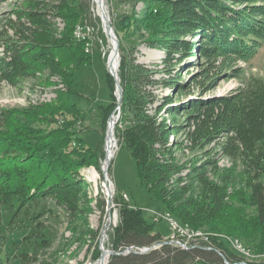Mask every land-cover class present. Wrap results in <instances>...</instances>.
<instances>
[{
    "label": "trees",
    "instance_id": "trees-1",
    "mask_svg": "<svg viewBox=\"0 0 264 264\" xmlns=\"http://www.w3.org/2000/svg\"><path fill=\"white\" fill-rule=\"evenodd\" d=\"M142 1L144 9L136 14L132 8L130 14L124 15L126 18L118 21L115 12L109 10L118 38L117 75L123 91L115 131L121 145L135 159L141 185L161 203L163 212L181 225L195 230L205 227L216 235H209V243L199 240L188 249L162 245L123 254L127 247L151 246L162 236L153 231L155 222L143 216L141 207L131 206L122 195L115 194L118 220L107 234V245L113 253L106 264H258L242 263L225 238L219 236L238 238L242 244L253 242L252 253H264V80L251 79L230 95L195 99L168 108L183 110L202 104L203 117L194 134H200L204 141L223 136L221 147L233 154L230 167L212 165L214 179L207 176L204 165L193 164L188 173L191 176L185 180L186 175L180 174L184 165L170 154L175 143L167 136L174 127L159 120L157 109L149 112L153 97L147 86L157 80L151 78L152 69L129 54L142 41L164 47L179 42L180 33L191 39L181 42L182 48L177 50L187 51L180 56L193 50L191 55L197 62L205 60V65L214 68L224 63L229 68L224 72L227 77H240L237 61L247 62L264 44V0H178V8L172 7L169 0ZM25 5L30 8L22 13L28 24L11 23V36L0 31V83L15 85L23 76L48 72L59 77L68 91L61 103L58 100L63 93L57 91L59 107L50 117H38L33 111L45 112L51 103L28 109H0V205L7 207L17 202L19 210L31 200L51 198L69 213L78 208L82 198L79 191L87 185L79 169L90 164L98 169L97 159L103 154L101 140L91 146L79 135L80 129L76 128L84 119L83 110L71 99L77 94L74 86L78 69L91 59L87 44L93 42L88 35L79 37L74 33L77 23L88 18L97 26L100 20L90 0H76L73 4L64 0L57 6L64 21L58 31L41 1L29 0ZM167 7L174 8L170 14L163 11ZM96 37L102 40V46L108 45L101 26ZM98 40L93 45L100 50ZM169 46L168 53L177 44ZM107 54L102 56L103 62ZM105 71L111 101L101 106L102 125L117 105L112 93L114 80ZM183 85L179 82L176 88ZM40 123H55L57 127L44 132L37 126ZM230 132L233 135L228 136ZM237 160L241 169L237 168ZM246 207L254 213L248 215ZM95 249V256H99Z\"/></svg>",
    "mask_w": 264,
    "mask_h": 264
},
{
    "label": "rangeland",
    "instance_id": "rangeland-1",
    "mask_svg": "<svg viewBox=\"0 0 264 264\" xmlns=\"http://www.w3.org/2000/svg\"><path fill=\"white\" fill-rule=\"evenodd\" d=\"M28 1H0V31L3 30V33L11 36L14 31L9 26L11 23L16 25L19 23L28 24L22 14L24 10L30 9L25 7ZM39 1L46 6L49 17L54 21L57 30H61L64 25L63 14H59L57 6L60 3L63 4L64 0ZM67 1L71 4L76 2V0ZM115 1L117 4H115ZM169 1L173 3L172 7H179L178 0ZM91 3L93 4L94 15L98 16L97 12L99 11L94 0H90ZM104 6L107 7L108 12L109 10L115 12L116 21L124 18L126 13L130 14L132 8H134L136 14L144 9L142 0H136L135 2L133 0L124 2L122 0L119 2L117 0H104ZM173 9L167 7L163 8V11L170 14ZM98 18L100 20L99 16ZM79 24L84 25V28L86 27V31L89 33L88 36L91 37L90 39L93 42L89 44L90 49L87 44L91 59L87 64L79 67L76 85L74 86L77 94L71 96V99L83 110L84 119L78 123L76 129H80L79 135L83 138L84 143L96 146L98 139L101 140L103 154L97 159L99 168L96 169L94 164H90L79 169V175L87 182V185L85 189L79 191V194L82 195L81 201L78 203L76 211H70L71 213L56 205L51 198L31 200L19 210L17 202H13L11 206L7 207L4 204L0 205V264H90L97 260L102 249L99 247V240L105 226L107 227L104 231L106 237L104 247L106 250H111L107 245V234L112 231V227L117 224L118 220L117 209L114 207L115 200H113L115 194H125L131 206L141 207L143 216L149 222H155L153 231H158L162 236L161 239L171 233L169 232L168 222L162 217L164 213L161 203L154 200L141 185L136 173L135 159L129 150L121 145L116 131L117 144L108 165L110 169L107 167L104 170L102 167L106 157V151L104 150L107 120L111 113L116 114L118 111L115 110L117 106L115 105L102 125L101 106L111 101V92L105 74L108 64H106V61L103 62L102 56L107 52L109 53L111 45L107 41L108 45L102 46V40H98L96 37L99 26L102 27L101 20L99 25L93 24V26L88 18L84 19L77 23L75 32L80 27ZM145 35H147L146 31ZM177 36L179 42L174 41L165 47L143 41L139 42L129 56L135 57L136 62L144 64L150 70L152 69L151 78L157 80L156 83L147 86L153 97V102L148 105L149 112L153 113L154 109H157L159 120L164 119L166 123L168 122L170 126L174 127L167 137H169L170 142L173 140L175 143V145L172 144L170 154L179 160L180 164L184 165L180 174L182 176L186 175L184 176L186 180L187 176L188 178L191 176L188 173L190 169L192 170L193 164L195 166L202 164L206 167L207 176L214 179L212 165L216 164L219 168H227L234 162L232 152L225 151L221 147L223 136L204 141L199 137L200 134H194L198 121L200 122L203 117L201 115L203 111L200 110L202 104H198V108L187 106L183 110H170L168 108L178 104H188L195 99L205 101L207 98L217 95H230L234 93L236 87L251 79L264 80V44L247 62L237 61L236 65L241 69L240 77H227L224 72L229 68H226L224 63L220 64V61L216 63L222 65V67L218 65L214 68L205 65V60L197 62L196 57L191 55L193 50L189 55L180 56V54L187 51L184 49L177 50L182 48L181 42L191 39L189 35L180 33ZM170 37L173 38L174 36ZM95 40H98L100 50L93 45L96 42ZM174 43L177 44V47L170 48L168 53L167 48ZM1 51L2 48L0 47V53ZM117 58L118 56H116ZM74 68L77 69V64L74 65ZM159 69L162 70L158 71ZM165 70H169V72H164ZM41 74L23 76L15 85L7 82L0 83V109H28L32 106L51 103V105L46 106L45 112H41V110L38 112L33 111L34 115L38 117H50L51 113L59 107L62 98L66 97L67 94L64 92H67L68 89L60 82L59 77L48 75V72ZM179 82L184 84L181 89L176 88ZM57 91L63 93L62 97H59V103L56 101ZM112 93L115 96V85ZM166 99L170 100L166 102ZM115 102L117 104L116 96ZM21 118L24 119V117ZM59 120L61 119L57 120L58 124ZM37 126L42 128L44 132H48L53 127L56 128L57 124L40 123ZM227 135L233 134L230 132ZM236 164H238L237 168L241 169L239 160ZM109 185H112L110 194L106 191ZM246 213L249 215L253 214L254 211L251 207H246ZM153 217H157L156 220ZM192 229L195 230V228ZM198 230L210 232L205 227L198 228L195 231ZM210 234L216 235L212 232ZM221 235L224 234H220L219 237ZM244 244L247 247H252L253 242ZM95 248H97L99 256H95L97 255ZM251 256L252 259L249 263L264 264V253L253 252Z\"/></svg>",
    "mask_w": 264,
    "mask_h": 264
},
{
    "label": "built area",
    "instance_id": "built-area-1",
    "mask_svg": "<svg viewBox=\"0 0 264 264\" xmlns=\"http://www.w3.org/2000/svg\"><path fill=\"white\" fill-rule=\"evenodd\" d=\"M84 25H80L79 28H77V31L75 34L77 36H84V35H89L86 31L83 30ZM88 30V29H87ZM90 48V45H89ZM123 198L127 200V196L125 194H122ZM162 217L166 219L168 222L169 228L171 233L168 234L167 237L161 239V241L157 242L156 244L154 243L151 246H142V247H134L130 246L127 247L124 251L121 253H129L131 251L134 252H143L148 249H152L155 247H160L162 245H173V246H178L183 249H188L189 247L196 245L199 240L205 241L206 243H209V239H207V235L200 234L194 230H192L191 227H184L181 225L177 224V220L174 218H171V216H167L165 212ZM157 217H153V219L156 220ZM224 242L231 248L234 252H236L240 257H241V262L246 263L249 262L252 259V249L250 247H247L245 244H236V243H231L230 241H226L224 239ZM207 248H211L208 246ZM226 262V260H225Z\"/></svg>",
    "mask_w": 264,
    "mask_h": 264
},
{
    "label": "bare ground",
    "instance_id": "bare-ground-1",
    "mask_svg": "<svg viewBox=\"0 0 264 264\" xmlns=\"http://www.w3.org/2000/svg\"><path fill=\"white\" fill-rule=\"evenodd\" d=\"M101 2L103 3V6H104V0H94V3L96 5L97 10L99 11V13L102 14L101 7H100V3ZM107 36H109V35H107ZM109 45H111V51L109 53V56L107 57V63H108V68L107 69H109L110 71L114 72V69H115L116 63H117V59H116V55L114 53V45H113V42H112V39H111L110 36H109ZM116 120H117V117H116V115H114L113 118L111 119V121L109 120L108 125H107V131H106V136H105L106 157L104 159L103 166H102L104 170H106L107 167H109L108 165L110 164V161H111V159L113 157V154H114L113 152H114L115 146L117 144V140H116V137H115V123H116ZM90 172H92V171H90ZM106 191L110 194V191H112V185L107 186ZM165 214L167 216H170V214H168V213H165ZM177 224L181 225L178 222H177ZM181 226L189 227L187 225H181ZM196 232H198L200 234L207 235V239H209L210 232L207 233V232H202L200 230H198ZM102 235H103V240H102L101 244L99 245V247L102 248L101 250L103 251L102 255H100V257L97 260L93 261L90 264H105L106 261H107L109 253L106 250V248L104 247V241H105L106 237H105L104 233ZM212 235H214V234H212ZM221 237H224L227 241H230L231 243L242 244L241 241L238 238H232V237H228V236H225V235H221Z\"/></svg>",
    "mask_w": 264,
    "mask_h": 264
},
{
    "label": "water",
    "instance_id": "water-1",
    "mask_svg": "<svg viewBox=\"0 0 264 264\" xmlns=\"http://www.w3.org/2000/svg\"><path fill=\"white\" fill-rule=\"evenodd\" d=\"M100 7H101L102 14L99 13V12H97V14L100 17V20L102 22V31L105 33L106 36L109 35L111 37L112 42H113V45H114V53H115L116 56H118L117 63H116V67L114 69V72H112L109 69H107L108 73L114 79V84L113 85H115V96H116V100H117V106H116L115 110L116 109L118 110L117 113H116V117L118 119V117H119V105H120V102H121V99H122V94H123L122 88L120 86L121 84H119V82H118V75H117V68H118L119 58H120L119 57V52H118V38H117V36H116V34L114 32L113 26L111 25V19H110V16H109V12L107 10V7L106 6H103V3L102 2L100 3ZM109 36L107 38V41L108 42H109ZM110 51H109V53H110ZM109 53H108L107 57L109 56ZM106 64H108L107 63V59H106ZM112 115H113V113H111L110 116L108 117L107 123H108V121H109V119L111 118ZM103 173H105V172H103ZM106 227L107 226H105L103 228L102 234L104 233ZM102 234H101V237H100V240H99V245L101 244V242L103 240V235ZM107 251L109 253L108 254V257H109V255L112 253V250L107 249ZM102 252L103 251L101 250L100 255H102Z\"/></svg>",
    "mask_w": 264,
    "mask_h": 264
}]
</instances>
